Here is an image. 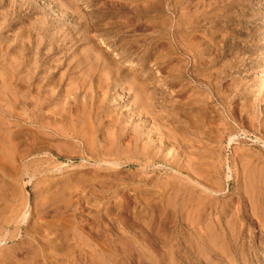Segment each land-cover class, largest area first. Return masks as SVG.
<instances>
[{
    "label": "rangeland",
    "instance_id": "374dc122",
    "mask_svg": "<svg viewBox=\"0 0 264 264\" xmlns=\"http://www.w3.org/2000/svg\"><path fill=\"white\" fill-rule=\"evenodd\" d=\"M0 264H264V0H0Z\"/></svg>",
    "mask_w": 264,
    "mask_h": 264
},
{
    "label": "bare ground",
    "instance_id": "6f19581e",
    "mask_svg": "<svg viewBox=\"0 0 264 264\" xmlns=\"http://www.w3.org/2000/svg\"><path fill=\"white\" fill-rule=\"evenodd\" d=\"M232 102H233V101H232ZM26 112H27V111H26ZM31 118H32V117H31ZM147 126H148V125H147ZM66 129H67V128H66ZM66 129H65V130H66ZM230 143H231V142H230ZM77 145H78V144H77ZM110 150H111V149H110ZM101 154H102V153H101ZM224 158H225V157H224Z\"/></svg>",
    "mask_w": 264,
    "mask_h": 264
}]
</instances>
